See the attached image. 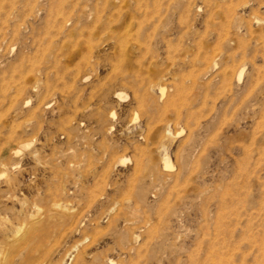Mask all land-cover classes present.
Listing matches in <instances>:
<instances>
[{"label": "rangeland", "instance_id": "374dc122", "mask_svg": "<svg viewBox=\"0 0 264 264\" xmlns=\"http://www.w3.org/2000/svg\"><path fill=\"white\" fill-rule=\"evenodd\" d=\"M0 264H264V0H0Z\"/></svg>", "mask_w": 264, "mask_h": 264}, {"label": "bare ground", "instance_id": "6f19581e", "mask_svg": "<svg viewBox=\"0 0 264 264\" xmlns=\"http://www.w3.org/2000/svg\"><path fill=\"white\" fill-rule=\"evenodd\" d=\"M164 95H165V91L161 90V96H164Z\"/></svg>", "mask_w": 264, "mask_h": 264}]
</instances>
